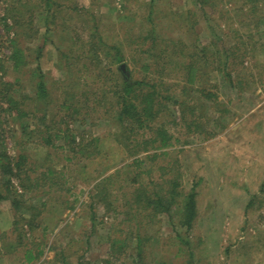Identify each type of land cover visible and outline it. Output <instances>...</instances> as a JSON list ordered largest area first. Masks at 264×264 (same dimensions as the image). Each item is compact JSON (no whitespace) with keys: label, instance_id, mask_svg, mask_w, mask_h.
<instances>
[{"label":"rangeland","instance_id":"374dc122","mask_svg":"<svg viewBox=\"0 0 264 264\" xmlns=\"http://www.w3.org/2000/svg\"><path fill=\"white\" fill-rule=\"evenodd\" d=\"M23 13L32 16L23 34L0 20V78L15 83L27 113L1 105L0 150L20 165L14 176L0 171L12 187L0 200V264H264V0H0V18ZM7 46L29 65L10 70ZM182 47L197 59L204 47L231 51L239 84L221 61L198 59L190 74ZM116 64L132 81L163 83L171 98L158 123L178 140L142 169L157 179L172 166L164 177L177 176L181 197L195 186L190 229L175 212L141 218L122 190L110 212L91 206L97 181L119 170L120 184L132 168L116 114L105 113L116 87L102 95ZM39 77L46 96L34 104ZM182 100L193 109L184 120ZM200 115L212 118L206 136L186 131ZM23 245L39 260L26 262Z\"/></svg>","mask_w":264,"mask_h":264},{"label":"trees","instance_id":"16d2710c","mask_svg":"<svg viewBox=\"0 0 264 264\" xmlns=\"http://www.w3.org/2000/svg\"><path fill=\"white\" fill-rule=\"evenodd\" d=\"M205 1L206 0H203V2ZM30 17L26 13L18 14L17 18L15 17L16 23H14V21L10 20V17L2 15L0 20L2 21V24L4 23V28H17L18 32L23 34L24 32L22 29L27 28V25L30 24ZM17 33L16 36L19 37ZM9 43L13 44L15 43V40L11 39L9 40ZM7 49L8 53L5 56L10 70L16 71L19 70L20 67L29 65L28 55H25L24 50L14 46L10 49L7 46ZM182 49L184 50L182 54L185 57L182 67L183 69H188L190 74L192 73V70H194L193 68L196 67L195 64L198 63V59L202 63H206L207 60H209L210 66L214 62L219 64L221 61L222 63L220 65L223 66V76L229 79V84L234 87L239 84V80L236 82L237 78L236 75H234L237 71L233 68V64L235 62L231 58V51L227 53L223 52L222 55H220L218 52L206 51L204 47L205 50L202 49V53L197 59L198 53H193L186 47H182ZM119 65L120 64H116L113 69L114 74L112 75L114 77L117 76L116 80L114 79V84H110V86H108L109 83H111L110 80H106V82L103 83V85L106 86L107 91H103L102 95H105L107 92L112 93L113 87H116L115 93H118V95L115 97L114 102L105 101L103 99L106 104L108 103L109 105L107 111L105 110V113H111L112 115L116 114V120L114 122L120 128L119 133L121 139L127 142L129 150L128 154L130 158L128 163L129 167L132 166V168L125 174L120 184L118 181L121 179V171L119 170L109 174L108 176L102 177L99 181H97L93 186L92 196H90L92 199L91 206L93 207L95 204L102 205L105 213L110 212V208L113 206V203L110 202V196H117L119 191L122 190V195L127 198V205L129 209L134 208L141 218L152 221L157 219V216H169L172 212H175L179 217L178 224L181 227L190 229L196 218L195 186H192V188L185 195H183V197H181L182 194L179 191L177 176L173 174L172 177H164L171 171L172 166L169 164L168 166L161 165L160 167L163 172L162 174L157 175V179H154L148 174L150 173L149 169H142V164L146 163L147 158L154 159L155 157H158L160 151H163L162 154H168V151L164 149L173 146L174 141L176 142L178 140L177 138H174L170 130L165 127V121L158 123V119H161L159 115L163 112L162 107L165 106L163 102L166 100L169 101L171 98L169 95H166L161 91L163 83L155 85L154 83H156V81H154L151 85H145L144 81H132L129 78L122 76L119 70L122 68H119ZM0 68H2L1 63ZM213 69L216 71L217 67H213ZM40 80L41 79L39 77V79L37 78V81H34L35 95L32 97V102H34V104L40 98H44L46 96L44 84ZM14 85L15 83L10 80H5L1 76L0 114L3 112L1 105L3 103H7V109L11 111L12 115L23 117L27 113L19 108L21 102H18V100L13 97V91H16L14 89ZM207 95L209 94L207 93ZM131 99L136 100L137 103H131ZM186 102L187 101L185 100L178 102L181 107L180 118L182 120L185 119L184 114L186 110H188V112L193 110L188 107ZM99 103L102 104L100 101ZM216 104L218 103L216 102L215 105ZM100 107L102 108V105H100ZM19 112L21 113L19 114ZM211 119L212 118L205 117V115H200L193 121H185L184 124L187 129L186 131L195 135L196 132L201 129L200 133H203L206 136L208 133L204 127L208 126L207 124L211 122ZM143 135H146V137H143ZM139 137H141L140 141ZM131 142L133 143L131 144ZM144 145H150L153 150H147L145 147L142 149L143 151H141V146ZM67 159L70 160L69 157H67ZM19 165V162L12 163L5 151L2 149L0 150V171L4 176H14V173L18 170ZM50 173L52 174L51 170L45 169V175ZM145 175H147V179L144 180L142 177ZM3 186L5 187L6 195H2L1 193V188ZM22 188L24 189L25 187ZM11 189L12 187L8 185L6 179L4 182L3 178V183L0 185V200L4 199L9 194ZM178 197H181L179 202L176 201ZM16 202L17 201L14 200L12 206H17ZM125 215L127 216L129 214L125 213ZM23 247L25 249L24 257L26 262L29 263L34 260H39V256L41 254L40 250L34 253L31 246L23 245ZM69 248L70 243H68V249Z\"/></svg>","mask_w":264,"mask_h":264},{"label":"water","instance_id":"95a60500","mask_svg":"<svg viewBox=\"0 0 264 264\" xmlns=\"http://www.w3.org/2000/svg\"><path fill=\"white\" fill-rule=\"evenodd\" d=\"M122 67H123V66H122ZM122 67H121V68H122Z\"/></svg>","mask_w":264,"mask_h":264}]
</instances>
